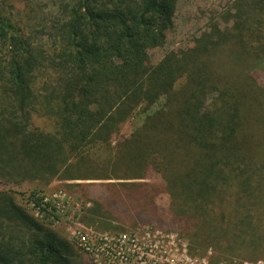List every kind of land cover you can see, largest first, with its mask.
I'll use <instances>...</instances> for the list:
<instances>
[{
    "label": "trees",
    "instance_id": "obj_1",
    "mask_svg": "<svg viewBox=\"0 0 264 264\" xmlns=\"http://www.w3.org/2000/svg\"><path fill=\"white\" fill-rule=\"evenodd\" d=\"M178 2L56 0L50 47L0 18V264H71L68 244L26 207L51 215L43 188L26 185L56 179L84 181L74 189L93 206L87 224L109 214L183 227L189 254L212 264H233L227 243L264 226V0H226L193 46L151 65ZM98 145L109 157L92 156Z\"/></svg>",
    "mask_w": 264,
    "mask_h": 264
},
{
    "label": "rangeland",
    "instance_id": "obj_2",
    "mask_svg": "<svg viewBox=\"0 0 264 264\" xmlns=\"http://www.w3.org/2000/svg\"><path fill=\"white\" fill-rule=\"evenodd\" d=\"M227 5L226 0H179L178 8L175 18V26L167 34V40L164 46L150 50V64H157L167 53L171 51L179 52L185 48L194 45L196 37H198L203 31L208 29L211 19L218 17L223 8ZM57 3L56 0H0V18H4L11 23H14L25 31L28 36L32 38L35 43L50 47L55 42V29L59 20L57 16ZM144 117L142 115L136 116L132 121L123 126L124 132L133 131V129L140 125ZM33 123L38 128L48 131L54 130V123L51 119L40 114L34 115ZM96 153V155H93ZM110 150L103 146H97L92 151V156L96 159H104L109 157ZM132 181V180H130ZM84 181H61L54 180L49 185L43 183H29L27 189L36 188L39 186L43 188L45 197V203H48L49 213L51 215L45 216L39 212L37 208H34L33 204H28L26 207L38 221H45L49 226L65 243L69 246L70 251V263L71 264H94L93 260L84 251L77 247V239L79 235L88 233L92 242L96 237L103 235H116L119 233H134L142 231L144 228L157 229L155 226L146 225L142 226L140 220H132L130 216L126 217L127 222L121 224L114 220L111 215L106 214L108 219H105L102 223L87 224L84 219L86 209L93 207L91 203H88V198L82 199L74 189V185L82 183ZM88 183H101L107 181H87ZM26 188L16 187L15 190L22 193ZM167 198H160L159 204L161 207L167 205ZM56 217V218H54ZM260 221H264V215L261 213L258 216ZM155 225V224H153ZM177 235L178 242L181 249L188 247V235L190 232H186L185 228H180ZM191 234V233H190ZM244 240L236 239L228 242V247L233 245L238 248L237 251L228 252L233 253L235 260L233 264H264L263 260L255 263L247 261L248 258H256L259 255L264 256V226H261V230L256 234H248ZM234 239V237H233ZM237 241V242H236ZM223 248V245H221ZM261 249V253L257 255L256 249ZM225 249V248H223ZM214 250L210 248L209 251ZM227 250V249H226ZM171 258L175 257V250L169 249ZM181 254V252H180ZM173 255V256H172ZM195 256L197 259H206L211 261V254ZM205 256L204 258H201ZM231 256V255H229ZM170 258V259H171ZM226 259V258H223ZM230 262L223 261L221 264H229ZM189 264V263H188ZM217 264V263H215Z\"/></svg>",
    "mask_w": 264,
    "mask_h": 264
},
{
    "label": "built area",
    "instance_id": "obj_3",
    "mask_svg": "<svg viewBox=\"0 0 264 264\" xmlns=\"http://www.w3.org/2000/svg\"><path fill=\"white\" fill-rule=\"evenodd\" d=\"M173 234L147 227L134 233L103 235L92 242L89 234L84 233L76 244L94 264H212L192 257L185 245L181 249L182 244ZM169 249L176 251L175 257H170Z\"/></svg>",
    "mask_w": 264,
    "mask_h": 264
}]
</instances>
